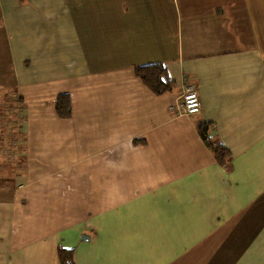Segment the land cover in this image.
<instances>
[{"label":"crops","instance_id":"0c3cea01","mask_svg":"<svg viewBox=\"0 0 264 264\" xmlns=\"http://www.w3.org/2000/svg\"><path fill=\"white\" fill-rule=\"evenodd\" d=\"M151 62L169 92L136 76ZM60 246L74 264H264V0H0V264H60Z\"/></svg>","mask_w":264,"mask_h":264},{"label":"trees","instance_id":"16d2710c","mask_svg":"<svg viewBox=\"0 0 264 264\" xmlns=\"http://www.w3.org/2000/svg\"><path fill=\"white\" fill-rule=\"evenodd\" d=\"M135 74L144 84H146L155 94L161 95L169 92L174 82L170 78L166 67L162 63L151 62L135 66ZM55 112L61 118H68L71 114V101L68 93H60L53 101ZM199 134L211 150L218 164L225 165L231 158L230 150L221 143H214L208 133L209 124L206 122L198 125ZM58 258L60 264H74L73 249L62 246L58 248Z\"/></svg>","mask_w":264,"mask_h":264},{"label":"built area","instance_id":"2783aa9c","mask_svg":"<svg viewBox=\"0 0 264 264\" xmlns=\"http://www.w3.org/2000/svg\"><path fill=\"white\" fill-rule=\"evenodd\" d=\"M180 97L181 101L179 104V109L181 113L185 115H193L200 112V97L193 85L185 84Z\"/></svg>","mask_w":264,"mask_h":264},{"label":"rangeland","instance_id":"374dc122","mask_svg":"<svg viewBox=\"0 0 264 264\" xmlns=\"http://www.w3.org/2000/svg\"><path fill=\"white\" fill-rule=\"evenodd\" d=\"M11 97H12V94L7 92L5 98H3L6 106H12L13 105V103L11 102L12 100H10ZM6 101H7V103H6ZM7 120H8V118H7ZM73 259H74V250H73Z\"/></svg>","mask_w":264,"mask_h":264},{"label":"water","instance_id":"95a60500","mask_svg":"<svg viewBox=\"0 0 264 264\" xmlns=\"http://www.w3.org/2000/svg\"><path fill=\"white\" fill-rule=\"evenodd\" d=\"M88 238H89L88 235H82V236H81V239H88Z\"/></svg>","mask_w":264,"mask_h":264}]
</instances>
